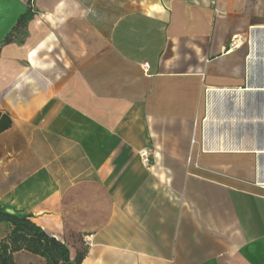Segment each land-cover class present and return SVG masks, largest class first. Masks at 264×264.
Returning a JSON list of instances; mask_svg holds the SVG:
<instances>
[{
    "label": "crops",
    "instance_id": "0c3cea01",
    "mask_svg": "<svg viewBox=\"0 0 264 264\" xmlns=\"http://www.w3.org/2000/svg\"><path fill=\"white\" fill-rule=\"evenodd\" d=\"M0 111V203L81 264H264V0H0Z\"/></svg>",
    "mask_w": 264,
    "mask_h": 264
},
{
    "label": "trees",
    "instance_id": "16d2710c",
    "mask_svg": "<svg viewBox=\"0 0 264 264\" xmlns=\"http://www.w3.org/2000/svg\"><path fill=\"white\" fill-rule=\"evenodd\" d=\"M30 9L16 21L13 30L25 25L30 18ZM9 37V36H8ZM9 40L6 38V41ZM11 124L10 117L0 111V132ZM0 203V223L8 225V233L0 238V264H15L13 255L18 251H27L40 256L44 264H81L85 250L77 249L73 257L67 244L48 234L38 226L30 214L10 212Z\"/></svg>",
    "mask_w": 264,
    "mask_h": 264
},
{
    "label": "rangeland",
    "instance_id": "374dc122",
    "mask_svg": "<svg viewBox=\"0 0 264 264\" xmlns=\"http://www.w3.org/2000/svg\"><path fill=\"white\" fill-rule=\"evenodd\" d=\"M74 245H70L71 250L73 249ZM16 263L17 264H37L36 262L31 261L28 257L18 254L16 255Z\"/></svg>",
    "mask_w": 264,
    "mask_h": 264
},
{
    "label": "built area",
    "instance_id": "2783aa9c",
    "mask_svg": "<svg viewBox=\"0 0 264 264\" xmlns=\"http://www.w3.org/2000/svg\"><path fill=\"white\" fill-rule=\"evenodd\" d=\"M233 45H235V39H232L231 42H230V46L232 47ZM140 156H141V160L144 162V163H147L148 161V153L146 150H140ZM83 243L84 244H88L89 243V240L86 238L85 240H83Z\"/></svg>",
    "mask_w": 264,
    "mask_h": 264
},
{
    "label": "bare ground",
    "instance_id": "6f19581e",
    "mask_svg": "<svg viewBox=\"0 0 264 264\" xmlns=\"http://www.w3.org/2000/svg\"><path fill=\"white\" fill-rule=\"evenodd\" d=\"M264 184V183H263Z\"/></svg>",
    "mask_w": 264,
    "mask_h": 264
}]
</instances>
